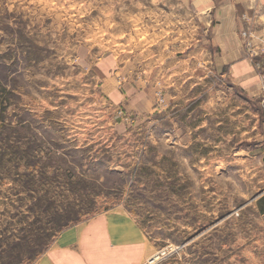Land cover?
I'll list each match as a JSON object with an SVG mask.
<instances>
[{
  "label": "rangeland",
  "instance_id": "374dc122",
  "mask_svg": "<svg viewBox=\"0 0 264 264\" xmlns=\"http://www.w3.org/2000/svg\"><path fill=\"white\" fill-rule=\"evenodd\" d=\"M243 18L264 47V8ZM205 39L186 0H0V264L111 210L141 226L147 264H264L247 205L264 69L245 94Z\"/></svg>",
  "mask_w": 264,
  "mask_h": 264
},
{
  "label": "crops",
  "instance_id": "0c3cea01",
  "mask_svg": "<svg viewBox=\"0 0 264 264\" xmlns=\"http://www.w3.org/2000/svg\"><path fill=\"white\" fill-rule=\"evenodd\" d=\"M186 1L214 50L213 60L225 68L224 74L233 85L249 96L257 95L260 91L256 70L242 47L239 30L243 17L252 16L256 7L263 9L264 0ZM254 197L247 205L252 204L262 227L255 232L256 238L263 239V244L256 242L254 249L259 250L264 249V190ZM253 247L252 243L246 246ZM151 253V243L135 218L111 210L63 230L54 245L33 264H147Z\"/></svg>",
  "mask_w": 264,
  "mask_h": 264
},
{
  "label": "built area",
  "instance_id": "2783aa9c",
  "mask_svg": "<svg viewBox=\"0 0 264 264\" xmlns=\"http://www.w3.org/2000/svg\"><path fill=\"white\" fill-rule=\"evenodd\" d=\"M241 34V40L242 43L245 47V52L246 54L250 57L253 58L257 55L263 56L262 61H254V66L257 69V71L263 70L264 69V47L261 48H255L252 43V37L253 33L250 32L249 30H242ZM264 79V76H262Z\"/></svg>",
  "mask_w": 264,
  "mask_h": 264
},
{
  "label": "bare ground",
  "instance_id": "6f19581e",
  "mask_svg": "<svg viewBox=\"0 0 264 264\" xmlns=\"http://www.w3.org/2000/svg\"><path fill=\"white\" fill-rule=\"evenodd\" d=\"M159 258V256L157 257V258H152L151 260H150V262H153L154 260H156V259H158ZM156 263V262H155Z\"/></svg>",
  "mask_w": 264,
  "mask_h": 264
},
{
  "label": "water",
  "instance_id": "95a60500",
  "mask_svg": "<svg viewBox=\"0 0 264 264\" xmlns=\"http://www.w3.org/2000/svg\"><path fill=\"white\" fill-rule=\"evenodd\" d=\"M255 197H256V196H255ZM255 197H254V198H255ZM254 198H253V199H254Z\"/></svg>",
  "mask_w": 264,
  "mask_h": 264
}]
</instances>
